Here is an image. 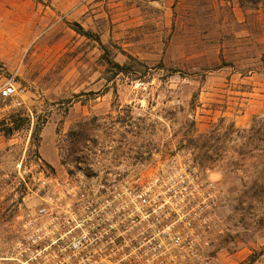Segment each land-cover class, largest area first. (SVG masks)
<instances>
[{"label": "rangeland", "instance_id": "1", "mask_svg": "<svg viewBox=\"0 0 264 264\" xmlns=\"http://www.w3.org/2000/svg\"><path fill=\"white\" fill-rule=\"evenodd\" d=\"M7 82L21 105L0 93V121L22 128L0 133V264H18V215L43 176L98 188L188 158L223 191L205 264H264V195L240 186L246 138L230 128L264 116V0H0Z\"/></svg>", "mask_w": 264, "mask_h": 264}, {"label": "built area", "instance_id": "2", "mask_svg": "<svg viewBox=\"0 0 264 264\" xmlns=\"http://www.w3.org/2000/svg\"><path fill=\"white\" fill-rule=\"evenodd\" d=\"M13 106L14 83L0 90ZM36 207L18 215V264H205L223 191L196 158L163 172L123 175L98 188L43 176Z\"/></svg>", "mask_w": 264, "mask_h": 264}, {"label": "trees", "instance_id": "3", "mask_svg": "<svg viewBox=\"0 0 264 264\" xmlns=\"http://www.w3.org/2000/svg\"><path fill=\"white\" fill-rule=\"evenodd\" d=\"M241 2L245 0H240ZM255 6L263 0H248ZM241 6H244L241 3ZM81 29V28H80ZM82 31V30H77ZM82 33V32H80ZM131 61L135 59L130 58ZM143 65V64H141ZM128 63L123 66L116 64L119 68V73L130 74L133 69ZM22 128V124L19 120L13 118L11 121H0V133H4L6 136H10ZM230 128L238 135L246 138V141L239 143L237 150L238 155L231 161L233 171L236 173H243L247 176L239 178L240 186L243 188L245 195L249 199L255 202H259L261 196L264 195V116H254L251 119L249 126L245 129L236 128L234 124H230ZM87 130L83 128V131L79 133L80 141H83L87 134ZM213 138H210L212 140ZM252 203V204H253ZM256 259L252 258L250 263L241 264H255Z\"/></svg>", "mask_w": 264, "mask_h": 264}]
</instances>
